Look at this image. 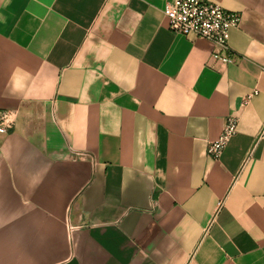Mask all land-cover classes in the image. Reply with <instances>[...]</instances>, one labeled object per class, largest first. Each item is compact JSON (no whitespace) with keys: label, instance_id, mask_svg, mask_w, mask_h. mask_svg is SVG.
<instances>
[{"label":"crops","instance_id":"1","mask_svg":"<svg viewBox=\"0 0 264 264\" xmlns=\"http://www.w3.org/2000/svg\"><path fill=\"white\" fill-rule=\"evenodd\" d=\"M169 1L0 0V264H264V0L228 51Z\"/></svg>","mask_w":264,"mask_h":264},{"label":"built area","instance_id":"2","mask_svg":"<svg viewBox=\"0 0 264 264\" xmlns=\"http://www.w3.org/2000/svg\"><path fill=\"white\" fill-rule=\"evenodd\" d=\"M164 15L172 32L208 39L225 51L230 50L228 43L230 30L238 27L241 22L238 13L227 12L221 5L208 0H171L164 7ZM212 56L223 62L231 61L227 55H220L217 52ZM256 93V90L252 92L244 102ZM13 115L10 110L0 111V134L7 133ZM237 125L236 117L227 116L218 138L207 145L206 153L209 157L213 159L220 157L225 146L235 136ZM260 140H264V125L258 135V141ZM251 156L252 152L243 163H246Z\"/></svg>","mask_w":264,"mask_h":264}]
</instances>
